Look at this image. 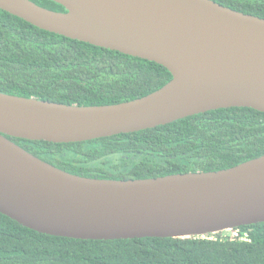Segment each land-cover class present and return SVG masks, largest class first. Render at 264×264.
<instances>
[{
  "label": "water",
  "instance_id": "water-1",
  "mask_svg": "<svg viewBox=\"0 0 264 264\" xmlns=\"http://www.w3.org/2000/svg\"><path fill=\"white\" fill-rule=\"evenodd\" d=\"M0 0V10L70 39L156 62L160 89L109 105L0 92V213L36 232L82 240L187 239L264 223V155L228 169L147 179L73 175L8 138L76 143L212 110L264 113V18L214 0Z\"/></svg>",
  "mask_w": 264,
  "mask_h": 264
},
{
  "label": "trees",
  "instance_id": "trees-1",
  "mask_svg": "<svg viewBox=\"0 0 264 264\" xmlns=\"http://www.w3.org/2000/svg\"><path fill=\"white\" fill-rule=\"evenodd\" d=\"M58 12L52 0H31ZM264 18V0H214ZM172 79L164 66L70 39L0 10V92L68 105L118 104ZM73 175L147 179L218 171L264 155V113L212 110L165 125L76 143L8 136ZM248 241L193 237L82 240L28 229L0 213V264H264V223L242 226Z\"/></svg>",
  "mask_w": 264,
  "mask_h": 264
},
{
  "label": "built area",
  "instance_id": "built-area-1",
  "mask_svg": "<svg viewBox=\"0 0 264 264\" xmlns=\"http://www.w3.org/2000/svg\"><path fill=\"white\" fill-rule=\"evenodd\" d=\"M217 235H222L223 237H229L231 240L239 239L242 241H248L249 239L247 233H244L243 235H241V229L239 228L225 230L223 232L208 235L204 238L216 239Z\"/></svg>",
  "mask_w": 264,
  "mask_h": 264
}]
</instances>
